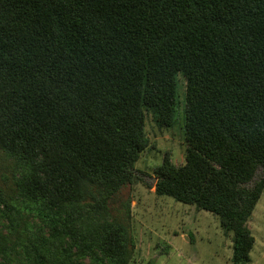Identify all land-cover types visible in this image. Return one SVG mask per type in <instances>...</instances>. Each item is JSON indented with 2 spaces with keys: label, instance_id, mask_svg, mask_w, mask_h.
I'll use <instances>...</instances> for the list:
<instances>
[{
  "label": "trees",
  "instance_id": "1",
  "mask_svg": "<svg viewBox=\"0 0 264 264\" xmlns=\"http://www.w3.org/2000/svg\"><path fill=\"white\" fill-rule=\"evenodd\" d=\"M178 74L185 162L165 159L155 192L217 217L232 263L248 264L264 188V176L250 185L264 170V0H0V149L29 169L19 192L52 237L126 264L83 220L138 178L144 112L174 126Z\"/></svg>",
  "mask_w": 264,
  "mask_h": 264
},
{
  "label": "rangeland",
  "instance_id": "2",
  "mask_svg": "<svg viewBox=\"0 0 264 264\" xmlns=\"http://www.w3.org/2000/svg\"><path fill=\"white\" fill-rule=\"evenodd\" d=\"M185 91V79L178 74L174 126L158 127L152 114L144 112L146 143L134 164L138 178L112 195L104 212L83 220L92 236L97 235L108 246L120 247L126 264L127 260L128 264H233L232 233L221 229L217 217L155 192L156 169L163 161L168 159L176 167L185 162ZM30 176L27 167L0 149V196L12 208L7 210L0 204V241L6 245L0 250V264H37L34 248L44 264H113L107 251L93 249L80 254V242L63 233L52 237L48 220L30 210L32 206L19 192ZM261 176L264 170L260 169L250 185ZM62 220L61 214L58 226ZM246 228L253 239L248 264H264V188Z\"/></svg>",
  "mask_w": 264,
  "mask_h": 264
}]
</instances>
